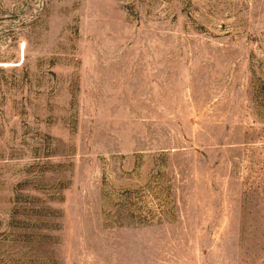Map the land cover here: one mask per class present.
Returning a JSON list of instances; mask_svg holds the SVG:
<instances>
[{
  "label": "rangeland",
  "instance_id": "rangeland-1",
  "mask_svg": "<svg viewBox=\"0 0 264 264\" xmlns=\"http://www.w3.org/2000/svg\"><path fill=\"white\" fill-rule=\"evenodd\" d=\"M0 264H264V0H0Z\"/></svg>",
  "mask_w": 264,
  "mask_h": 264
}]
</instances>
